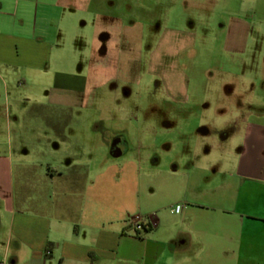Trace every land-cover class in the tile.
<instances>
[{
  "label": "crops",
  "instance_id": "0c3cea01",
  "mask_svg": "<svg viewBox=\"0 0 264 264\" xmlns=\"http://www.w3.org/2000/svg\"><path fill=\"white\" fill-rule=\"evenodd\" d=\"M124 1L0 0V116L19 122V113L29 106L60 116L83 109L87 96L114 80L116 57L119 66L133 64L125 57L142 62L149 21L123 26V16L132 10ZM140 1L136 5L145 18L147 6ZM114 32L124 33L130 46L129 53L118 50L115 58ZM85 60L93 64L88 70ZM100 71L108 76L102 82L97 81ZM119 73L125 83H142L139 70L134 80L129 72ZM165 85L173 103L188 100L185 88ZM34 125L49 130L35 137L34 151L44 159L36 156L22 165L29 151L17 156L0 142V264H264V168H237L214 185L210 171L175 167L154 174L145 155H126L121 163L114 155L79 180L70 173L81 166L61 158L71 126L62 121ZM255 127L264 129L246 122L244 140H264ZM54 136L63 144L51 147ZM55 155L60 161L49 162ZM136 167L145 171L142 179V174L137 181L126 178ZM144 179L157 184L156 195L148 194ZM146 199L150 208L145 209ZM130 205L137 208L131 211ZM136 216L155 228L137 235L127 225ZM131 245L140 250H127Z\"/></svg>",
  "mask_w": 264,
  "mask_h": 264
},
{
  "label": "rangeland",
  "instance_id": "374dc122",
  "mask_svg": "<svg viewBox=\"0 0 264 264\" xmlns=\"http://www.w3.org/2000/svg\"><path fill=\"white\" fill-rule=\"evenodd\" d=\"M140 2L128 0L131 14L123 16L126 20L121 24L148 19L140 46L146 58L141 62L125 57L123 60L133 64L119 66L115 52L129 53L130 46L124 33H112L117 60L112 83L105 82L87 96L83 109L62 116L33 106L19 113V122L4 113L0 116V142L6 149L11 146L17 156L29 151L21 163L28 165L36 156L45 158L34 151L35 137L48 129L34 124L62 121L71 126L64 134L66 143L54 136L50 146L63 144L61 158H73L70 162L81 166L70 173L79 180L89 168L106 165L114 155L119 163L126 155L133 159L145 155L154 174L175 167L210 171L214 185L237 168H264V140L253 143L243 136L246 122L264 127V0H143L148 11L145 18L140 14ZM116 11L120 15L123 7ZM91 63L85 60L83 67L88 70ZM120 69L133 80L139 70L141 85L125 83ZM99 73V82L108 77L106 72ZM165 83L170 88H185L188 100L173 103ZM259 129L264 132L259 127L255 132ZM96 138L104 144H96ZM74 140L83 144L73 145ZM93 155L102 158L89 161ZM57 159L60 161L59 155L48 158L49 162ZM144 174L136 167L124 175L137 181ZM143 183L148 194L156 195L157 184L145 179ZM147 202L142 208H150ZM129 208L134 211L137 207ZM136 211L135 215L143 216ZM131 246L127 250H140ZM253 255L257 257L250 253L255 258Z\"/></svg>",
  "mask_w": 264,
  "mask_h": 264
},
{
  "label": "built area",
  "instance_id": "2783aa9c",
  "mask_svg": "<svg viewBox=\"0 0 264 264\" xmlns=\"http://www.w3.org/2000/svg\"><path fill=\"white\" fill-rule=\"evenodd\" d=\"M129 228L133 229L137 235H141L155 228V223L145 220L140 216L133 217L127 221Z\"/></svg>",
  "mask_w": 264,
  "mask_h": 264
}]
</instances>
